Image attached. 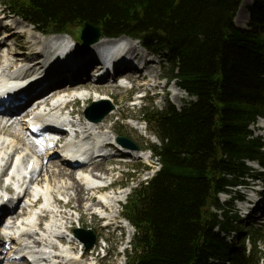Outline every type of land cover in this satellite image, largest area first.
Here are the masks:
<instances>
[{"label": "trees", "instance_id": "obj_1", "mask_svg": "<svg viewBox=\"0 0 264 264\" xmlns=\"http://www.w3.org/2000/svg\"><path fill=\"white\" fill-rule=\"evenodd\" d=\"M240 2L0 0L42 31L72 32L87 21L103 35L139 39L164 56L170 80L193 98L180 110L143 111L155 125L161 167L125 206L136 232L128 264H257L255 248L246 256L242 242L230 247L221 236L232 217L217 199L245 177L246 160L264 161L263 143L248 129L264 115V0L248 7L247 29L233 22Z\"/></svg>", "mask_w": 264, "mask_h": 264}, {"label": "bare ground", "instance_id": "obj_2", "mask_svg": "<svg viewBox=\"0 0 264 264\" xmlns=\"http://www.w3.org/2000/svg\"><path fill=\"white\" fill-rule=\"evenodd\" d=\"M250 2L251 0L250 1L242 0L240 7L244 6L247 3L250 4ZM10 17L11 16L5 15V20L9 21ZM23 24H20L19 19L18 20L16 19L13 22H6L5 24L2 25V28L4 30H7L6 31L7 34H6V39H4L3 45L0 46V48L4 49L5 47H8V50L10 51H7V55L13 58L14 65L16 67H18V65L20 66L22 63L34 61V64L25 70V71L32 70L34 72L36 70V67H38V65L41 62H43L42 60L43 55L38 50L40 47V43H41V35H36V33L38 34V32L33 26H30L28 24H24V25ZM27 25L30 26L36 33L30 31ZM64 39H66L67 41H71L75 43V45L78 46L79 48L78 51L81 55L79 56V60H83V58H86L87 56H89L88 49L85 46H79L78 42H76L70 35ZM127 41H128L130 51L132 52L137 51L143 54H148V52H146L144 49H142V47H140L137 41L132 40V39H127ZM4 57H6V55H0V75L9 73L6 71L8 69V66H7L8 64L6 62V59H4ZM8 61L10 63L12 62L10 61V59H8ZM152 61L153 60L148 61L146 70L150 69V71H148V75L150 79H153L154 81L153 84H151V88L153 91H155L157 89L156 87H158L156 83L159 77V73L154 72V70L152 69L151 67V65L153 64ZM89 62H90V59L87 60L84 66L82 65L81 67H79V73H85L86 68L89 65ZM8 75H5L3 77L7 78ZM161 76L162 74L160 75V77ZM8 79L17 80L18 78L8 77ZM140 84L145 85L146 83L144 82ZM140 84L137 85L138 88H140L139 86ZM61 86H64V87H62V89H58ZM111 86L112 85L110 83H107V85L100 84V83L97 84L88 79L86 81L75 82L71 85H66V83H53L52 85L49 86L50 91L47 94H45V96L41 99L40 102L41 103L48 102L50 99H52L53 97L61 93V91H68V90L79 91L80 89H82L84 90L83 92H77L71 95V97H76L78 95L79 96L78 98H75L69 101V104L71 105L70 108H65L66 110L65 113L75 114L76 115L75 117H77L82 122V118H83L82 113L84 110L78 109L79 103L81 101L87 102L91 97L95 101L111 99L110 94L106 93V89ZM4 87H6V85H4ZM0 88H2V85H0ZM111 88H113V86ZM181 93L184 94L182 91L177 90L174 92L173 96L177 98L179 101V98L182 96ZM136 99L137 98H135V100ZM112 100L113 99H111V101ZM52 106L53 107L48 109L49 112L47 115H54L58 111L57 107H54V105ZM29 114H31V112L27 113L26 115H29ZM79 114L81 115L78 116ZM121 116L122 115L120 114V111L118 110V108L114 106L111 112H109L100 122L94 123L93 130L101 134H106V135L113 134L114 135L116 133L115 135H117L118 132L115 128V123H113V120L117 122L119 119H121L120 118ZM122 118H124V116ZM132 119L139 121L138 119H135V118H132ZM18 126H20L21 128ZM259 126L264 127V119L261 121V124H259ZM25 127L26 126L23 123L22 119L18 118L17 116L12 115V116L3 117L2 115H0V151L3 150V152H9V151L14 150L15 152H19L20 156L21 155L27 156L28 157L27 161H29V158L31 157L29 155V152H32L33 154H36L40 157V155L43 154V147H41V145H37L34 143L31 144L27 141ZM11 129H15V130L12 131ZM22 141L25 144V146L20 145ZM82 149L87 151L89 147L88 145H84ZM53 158L54 156H51L49 157V159H44L42 161L41 172L44 173L46 178H44V180H41L40 178V181L37 180L38 177L35 178V181L37 183V184L35 183L37 185L35 187V192L41 193V195L44 194V196L47 198V202L51 203V207H52L51 213H53V216H52L53 219L51 220L52 221L51 226L53 228H51L52 230L50 231L52 233H49L47 235L45 233H48V232H43L41 236V240H47L51 235L60 234V230L63 228L62 226L63 225L67 226L69 223H71V221H74V219H77V222L79 223V221L83 217L82 211L80 210L81 212L78 214L79 216L76 217L69 212V210L71 209H69L68 211H66V209L70 208V204L73 201H76L78 202V204L73 206L72 209H74L75 212H79L78 209L81 208V203L83 201L92 200L94 194L97 191H99V189H87L85 187V183L81 182V180L76 177L74 170H71L70 168L66 167L63 163ZM84 168H85V171L91 174V176H93L94 178L101 179V178L107 177L108 174H110L115 167L114 166L107 167V165L101 161V162L89 163ZM111 193L112 192H109V194ZM126 193H127V190L123 191L122 196L124 197ZM59 196L63 198H67V200L64 202H61L59 201ZM2 197L3 196H1V198ZM106 198L108 200L109 205L105 206V208L113 209V207H116L119 204V200L121 197H118L115 193L114 195L106 196ZM60 204H62V206H60ZM96 205L101 206L100 201L92 203V206H96ZM60 208H64L65 210H61ZM91 209L92 207H87V211L89 210L88 212L89 214L91 213L90 212ZM94 219H95V216L93 215V213H91V222L89 224H92V221ZM28 220L29 219H26L28 224L25 225V229L28 231L34 232L36 230V226L30 223L31 220L30 221ZM52 244L53 243L51 242L49 246L50 247L53 246ZM95 248L96 250L98 249L97 246ZM77 249H78V243L77 244L73 242L69 243L68 250L65 251L64 255L68 258H72L73 251ZM36 254L37 256H41V258L43 257L41 255L42 254L41 251L36 252ZM55 258H61V257L55 256ZM4 260L5 262L0 263V264H7V263L8 264H25V262L23 261H10V259L6 256H4L3 261Z\"/></svg>", "mask_w": 264, "mask_h": 264}, {"label": "rangeland", "instance_id": "obj_3", "mask_svg": "<svg viewBox=\"0 0 264 264\" xmlns=\"http://www.w3.org/2000/svg\"><path fill=\"white\" fill-rule=\"evenodd\" d=\"M248 1H250V0H248ZM251 3V2H250ZM241 5V4H240ZM251 5V4H250ZM249 6V3H247V4H245L244 6H239V8H238V10L236 11V14H235V23H236V25L237 26H239L240 28H246L247 27V22H248V14H247V7ZM0 10H1V8H0ZM2 17V16H1ZM10 20H9V22H13L14 20H16V19H14V18H12V17H10L9 18ZM18 20V19H17ZM20 21V20H19ZM20 24H23V22L22 21H20ZM25 24V23H24ZM23 24V25H24ZM28 26V25H27ZM28 28L30 29V31H32V32H34V33H36L30 26H28ZM27 28V29H28ZM27 34V33H26ZM36 35H41V34H37L36 33ZM69 36V35H68ZM4 49H6L7 51H10V50H8V47H5ZM154 61H152L153 62V64L151 65V63H150V65H151V67H152V69L154 70V72H158L159 73V77H158V79L160 80H158L157 79V86L158 87H156V88H154V89H156L157 90V92H162V90L165 92V94L168 92L169 94H168V96L167 97H162L161 95H152L151 94V92H149L147 95H148V97H152L153 98V100H154V105L155 106H157L158 108H164L166 105H167V102H169V103H171V104H173L176 108H180L182 105H183V103L184 102H187V101H190V100H192V98H189L185 93L184 94H182V96L179 98V101H178V99L177 98H175L174 96H173V94H174V92H175V90H176V87H175V85L173 84V83H166V87H165V80H164V78H162V79H160V75L163 73V77L167 74V64L165 63V62H163V60L162 59H160L159 57H154V58H152ZM147 71V73H148V71H150V69H147L146 70ZM150 83L151 84H153L152 83V81H153V79H150ZM154 82V81H153ZM151 84H150V87H151ZM105 85H107V84H105ZM140 86V88H141V86H145V85H143V84H141V85H139ZM112 87V86H111ZM111 87H108V88H111ZM106 89V93H108V94H110V96H111V99H113L112 101H111V99H109L112 103H113V101H114V105L118 108V110L120 111V114L122 115L120 118H122L123 116L125 117L126 116V113H128V114H131L130 115V118H135V119H138V120H140V117L142 116L141 115V111H140V109H139V107H136V108H132V107H130V102H128L127 101V98H130L129 99V101H131L132 99H133V97L135 96V94H132V93H127L125 90H122V89H117L116 91H114L116 88H111V90L110 89ZM165 88H166V91H165ZM113 89V90H112ZM56 90V89H55ZM178 90V89H177ZM109 91V92H108ZM156 92H154L153 91V94H155ZM164 96H166V95H164ZM95 101V100H93V98L91 97L87 102H83V101H81L80 103H79V105H78V109H82V108H84V107H86L85 105H86V103L88 104V102L89 101ZM135 100V99H134ZM83 102V103H82ZM85 103V104H84ZM118 104V105H116V104ZM89 105V104H88ZM123 109V108H126L127 109V111L125 110V112L121 109V108ZM81 114H79L78 116H80ZM134 116V117H133ZM140 116V117H139ZM117 118V117H116ZM119 119V118H118ZM120 120V119H119ZM119 120L117 121V122H115V120H113V123H115V128H116V130H117V132H118V128H119V123H120V125L122 126V127H124V124H125V122L124 121H121V122H119ZM261 121H262V118H260V119H258L257 121H256V123L254 124V125H252L251 127H250V129L254 132V134H256V135H261V136H263L264 137V130H261V128H259V127H262V126H259V124H261ZM124 123V124H123ZM123 124V125H122ZM18 127H20V126H18ZM140 127H142V126H140ZM149 127L151 128V129H153L154 130V128H153V126L152 125H149ZM21 128V127H20ZM143 128V127H142ZM12 131H14L15 129H11ZM122 131L124 132V133H127L128 131H126L125 129H122ZM116 134V133H115ZM114 134V135H115ZM138 134V136H140V137H142L143 138V134L146 136L145 137V140L143 141V144H145V143H149V144H156L157 143V141H156V139L153 137V136H151L150 134H146L145 132H138L137 133ZM21 146H25V144L23 143V141L21 142V144H20ZM27 145V144H26ZM29 146V145H28ZM141 163H139L137 166L139 167L140 165L141 166H147V167H149V169H151V172L148 170V171H145V172H143L142 174H139L140 173V171H138L136 168L135 169H132V170H130V169H127L126 167H120L122 170L121 171H116V172H114L112 175H110V179H115V178H117L118 179V181L121 183V184H123V183H126L128 180H130L131 181V183L129 184V186H127V188H124L125 190L127 189V191H128V193H126L127 195L129 194V192H130V188L132 187V186H135L138 182H141V181H143V180H146L147 178H149L151 175H152V171H154L155 169H156V167H157V162H155L154 160H153V163L150 161V160H146V158H144L143 160H141L140 161ZM150 165H152V167L150 166ZM249 165H253V164H249ZM119 165H116V167H118ZM107 167H109V166H107ZM151 167V168H150ZM39 178H41V180H44V178H46V176L44 175V173L42 172L41 173V175L39 176ZM37 180H38V178H37ZM40 181V180H39ZM124 189H121V190H119V192H118V196L119 197H121V199L124 201L123 203H125V196H127V195H125L124 197L122 196L123 194V191H125ZM61 196H59V198H60ZM93 200V199H92ZM92 200H88V201H83L82 203H81V208H79L78 209V211L79 212H77V214L74 212V211H72V210H69V209H72V207L73 206H75V205H77L78 204V202H76V201H73L71 204H70V208H67L66 209V211H68L69 210V212L71 213V214H73L74 216L75 215H78L82 210V213H83V217H82V219L79 221V224H82L81 222H84L85 224H89L90 222H91V217H90V214L88 213L89 211H87V207H92V204H90V202H92ZM228 200V198H227V196L226 195H220V201L222 202V203H224L225 201H227ZM123 203H120V208H121V205L123 204ZM238 205H241V204H238ZM61 210H63L62 208H60ZM82 209V210H81ZM81 210V211H80ZM84 213L86 214V216H85V219L83 220V218H84ZM79 216V215H78ZM77 216V217H78ZM53 218V217H52ZM95 221V219L92 221V224H89V225H91V226H93L94 228H92L93 230H95V232H96V235L97 236H101L102 238H106L107 240H108V243H109V248H110V250H109V252H110V256H109V258L108 259H106V260H103V261H101L100 260V256H98L97 257V259L95 260V262L97 263V264H124V260H125V254L124 255H119V256H115V253L116 252H118V250H115L114 249V247H115V244H117L119 241H120V233H119V231H116V233L114 234V235H110L109 233H108V230L107 229H101V224H100V222L98 221V218L96 219V221ZM249 221V220H248ZM70 224V223H69ZM82 225H84V224H82ZM236 225H241V227L243 228V230H245L246 232H248V231H252L253 229H260L259 228V223H253L252 221H250V224H247V222H243V221H240V220H237V223H236ZM130 230H131V233L129 232L128 233V235L123 239L124 240V242L128 239V238H131V240H132V237H133V230L130 228ZM261 230V229H260ZM262 231H263V233H264V227H263V229H262ZM130 236V237H129ZM98 247V246H97ZM259 247H260V249H262V250H264V240H262L261 242H260V244H259ZM126 253V252H125Z\"/></svg>", "mask_w": 264, "mask_h": 264}, {"label": "water", "instance_id": "obj_4", "mask_svg": "<svg viewBox=\"0 0 264 264\" xmlns=\"http://www.w3.org/2000/svg\"><path fill=\"white\" fill-rule=\"evenodd\" d=\"M86 33L95 34V37H94L93 41H96L99 38V35H100L99 27L93 26V25L85 22V23H83L80 26V28L77 31V34L80 35V36H83ZM110 109H111V106H107L104 109V113H107ZM104 113L100 116V118H98V120H100L103 117Z\"/></svg>", "mask_w": 264, "mask_h": 264}]
</instances>
